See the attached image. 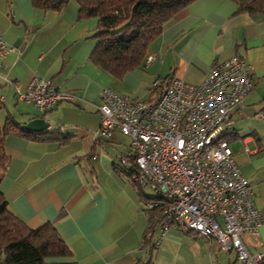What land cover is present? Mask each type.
Listing matches in <instances>:
<instances>
[{
	"label": "crops",
	"instance_id": "1",
	"mask_svg": "<svg viewBox=\"0 0 264 264\" xmlns=\"http://www.w3.org/2000/svg\"><path fill=\"white\" fill-rule=\"evenodd\" d=\"M97 24L96 17L80 19L74 1L44 10L32 0H0V33L21 52L4 60L0 114L21 122L45 117L49 129L57 128L42 138L6 136L8 162L0 189L31 228L52 223L67 243L71 255L50 264H237L234 251L183 229H171L155 245L157 228L145 244V201L131 178L115 169L118 157L130 150L131 141L123 138L129 136L118 129L111 139L95 134L105 87L148 99L156 79L199 83L214 63L234 54L253 66L254 87L232 114L228 144L262 216L256 249L264 254V118L257 115L264 111V16L238 11L232 0H194L164 25L145 64L122 78L90 59ZM149 55L155 56L151 63ZM35 76L51 78L80 100L59 102L46 112L18 101L15 85L24 88ZM142 84L148 85L145 90Z\"/></svg>",
	"mask_w": 264,
	"mask_h": 264
},
{
	"label": "built area",
	"instance_id": "2",
	"mask_svg": "<svg viewBox=\"0 0 264 264\" xmlns=\"http://www.w3.org/2000/svg\"><path fill=\"white\" fill-rule=\"evenodd\" d=\"M12 52L21 53L0 33V75ZM154 59L149 55L147 63ZM252 72L253 66L234 54L214 63L199 83L173 77L159 88L161 81L156 79L152 87L157 90L148 99L112 87L101 91L96 136L111 139L116 129L128 135L130 150L117 164L136 168L140 186L163 196L155 200L165 203L155 245L171 229H183L234 251L237 264L263 261V252L256 249L262 216L223 137L233 128V112L254 87ZM15 87L18 101L33 103L41 112L62 101L80 100L51 78L35 76L26 87ZM257 115L264 118V111Z\"/></svg>",
	"mask_w": 264,
	"mask_h": 264
},
{
	"label": "trees",
	"instance_id": "3",
	"mask_svg": "<svg viewBox=\"0 0 264 264\" xmlns=\"http://www.w3.org/2000/svg\"><path fill=\"white\" fill-rule=\"evenodd\" d=\"M70 1L77 3L80 19H98L92 35L96 42L91 61L113 77L122 78L127 72L145 64L149 47L161 34L164 25L194 0H32V3L44 10H61ZM232 1L238 11L264 16V0ZM171 78L160 79L159 88ZM156 90L151 87V95ZM2 108L0 103V111ZM25 123L12 115H7L3 121L0 119V182L8 162L5 151L7 135L22 133L42 138V134L48 136L57 131V128L32 131L24 127ZM230 136L231 132L223 135L227 141ZM115 169L131 178L145 201L148 216L145 244H148L163 220L165 203L155 204V200H162L163 196L159 192L146 193L136 177V168H125L115 162ZM70 255L69 246L52 223L31 228L11 210L0 189V264H50L56 262L54 259Z\"/></svg>",
	"mask_w": 264,
	"mask_h": 264
},
{
	"label": "water",
	"instance_id": "4",
	"mask_svg": "<svg viewBox=\"0 0 264 264\" xmlns=\"http://www.w3.org/2000/svg\"><path fill=\"white\" fill-rule=\"evenodd\" d=\"M24 127L32 131H42L49 127V123L45 117H36L27 121Z\"/></svg>",
	"mask_w": 264,
	"mask_h": 264
},
{
	"label": "rangeland",
	"instance_id": "5",
	"mask_svg": "<svg viewBox=\"0 0 264 264\" xmlns=\"http://www.w3.org/2000/svg\"><path fill=\"white\" fill-rule=\"evenodd\" d=\"M147 86H148V85H144V84H142V85H141V88L145 90ZM126 94H127V93H126ZM2 115H3V114L1 113V114H0V118H1V120L3 121V120H4V117H3ZM123 138H125V139H124L125 141H129V142L131 141V138H129V137H127V136H125V137H123ZM145 191H146L147 194H154V191H153L150 187L145 188Z\"/></svg>",
	"mask_w": 264,
	"mask_h": 264
}]
</instances>
